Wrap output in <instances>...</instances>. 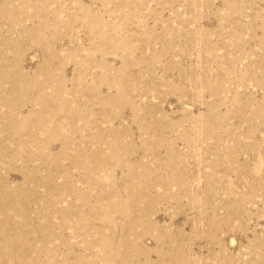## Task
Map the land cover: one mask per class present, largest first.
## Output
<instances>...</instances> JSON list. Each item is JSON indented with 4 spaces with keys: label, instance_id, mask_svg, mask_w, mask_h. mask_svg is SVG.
<instances>
[{
    "label": "rangeland",
    "instance_id": "374dc122",
    "mask_svg": "<svg viewBox=\"0 0 264 264\" xmlns=\"http://www.w3.org/2000/svg\"><path fill=\"white\" fill-rule=\"evenodd\" d=\"M0 264H264V0H0Z\"/></svg>",
    "mask_w": 264,
    "mask_h": 264
}]
</instances>
